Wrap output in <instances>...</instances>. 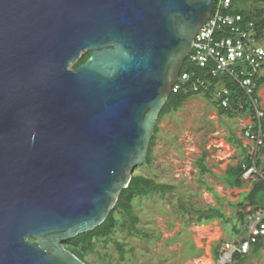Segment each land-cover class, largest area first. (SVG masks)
Here are the masks:
<instances>
[{"label":"water","instance_id":"95a60500","mask_svg":"<svg viewBox=\"0 0 264 264\" xmlns=\"http://www.w3.org/2000/svg\"><path fill=\"white\" fill-rule=\"evenodd\" d=\"M214 9L0 0V264H89L65 243L104 224L148 160Z\"/></svg>","mask_w":264,"mask_h":264},{"label":"rangeland","instance_id":"374dc122","mask_svg":"<svg viewBox=\"0 0 264 264\" xmlns=\"http://www.w3.org/2000/svg\"><path fill=\"white\" fill-rule=\"evenodd\" d=\"M250 4L253 1L242 5ZM260 46L264 47V39L260 41ZM87 53L84 52L71 68L75 69L74 65ZM189 62L188 59L185 65L188 66ZM260 94L264 107V85ZM214 103L197 96L179 111L169 113L158 121L160 132L153 148V162L138 166L135 174L173 184L175 190L136 199V209L141 218L139 226L148 232L149 237L131 235L124 221L116 234L103 241L96 252L87 257V263L239 264L231 259V254L240 248L242 240L250 237L264 216V209L261 214L249 216L251 224L249 232L246 231L243 222L235 217L243 209L231 204L243 201L254 184L251 181L245 188H230L224 184L223 177L230 165L246 158L237 140L242 138V129L250 118L220 115ZM203 157H206L211 169L205 174L199 166ZM262 160L264 168V154ZM246 180L250 181L251 177ZM210 187H214V191ZM181 200L189 207L221 205L228 217L234 218L229 221L230 224L218 219L198 224L193 217L181 212ZM234 226L241 228L242 232L234 231ZM117 241L126 244L128 252L125 258ZM217 248L221 254L219 260L215 258ZM241 264H264V249L252 252Z\"/></svg>","mask_w":264,"mask_h":264},{"label":"trees","instance_id":"16d2710c","mask_svg":"<svg viewBox=\"0 0 264 264\" xmlns=\"http://www.w3.org/2000/svg\"><path fill=\"white\" fill-rule=\"evenodd\" d=\"M253 1V4L250 5H242L245 2ZM255 2V3H254ZM214 3L217 5L218 0H214ZM230 14L234 15H242L245 17V22H255L256 31L260 37H264V0H233V4L231 8L227 11ZM92 56L91 52H88L80 61H78L74 68L78 69L84 63L88 61V59ZM195 72V77L191 80L192 82H186L182 79L180 82V90L178 92H173L171 95L167 105L165 106L159 121L162 120L167 114L179 111L189 100L197 96L205 97L209 102H215L214 105L218 109L220 115H225L228 118H237L241 116L242 113L244 115H251L255 113L254 106L251 104L250 100L246 97L241 101V106L239 105L238 110H231L223 107L218 103L215 98L216 90L219 86L225 85L228 83V86L231 88L233 92V98H237L238 95H244L243 88H241L236 82L229 81L228 76H220L216 78L213 85L214 88L207 89L206 85L201 86V90L199 92L195 91L191 85L199 78L202 77V69L198 64L189 62V65H184L182 74L185 73H193ZM183 78V76H182ZM203 78V77H202ZM209 83V81L207 80ZM264 85V74L261 77L259 86ZM258 90V89H257ZM258 92V91H257ZM238 105L237 103L234 106ZM264 126V122H263ZM160 132V127L157 125L156 134L153 138L150 153L146 164H152L153 162V148L157 142L158 134ZM264 154V147H263ZM247 164L249 167L252 166V161L250 154H247L246 158L237 165L229 166L225 176L223 177L224 183L230 188H244L247 180L244 179V174L246 169L244 165ZM200 170L203 174L207 172H211L209 168L206 157H203L199 162ZM260 170L263 166V161L259 160L258 164ZM253 179V180H252ZM250 181L253 182L254 186L250 192L245 194V199L240 203H233L232 206H238L242 208V211H239L237 217L240 221L243 222L246 231L249 232V226L251 224L249 220V216H254L257 213L261 212L263 207V193H264V168L261 170L260 175H256V178H252ZM175 190V186L170 183L158 182L157 180L150 178L143 174H134L132 182L128 188H126L121 194L119 201L116 205V208L113 210L109 218L106 220L104 224L95 228L92 231L80 233L78 236L68 240L65 243L66 248L78 256L83 261L87 262V257L91 254H94L103 241H107L113 234H116L119 230V227L124 224L126 221V229L131 235L140 234L145 237H149L150 235L146 230L140 228L139 224L141 218L136 209V199L138 197H148L154 194H167L169 192H173ZM210 190L214 191V187H210ZM216 197L220 200V196L216 193ZM253 207L252 210H247L248 207ZM181 212L188 217H193L198 224L202 223H210L215 220H224L229 221L234 217H228L226 211L222 209V206H209V207H189L184 200H181ZM264 223V217L262 220ZM234 231L241 233L242 229L238 226H234ZM34 240V238H32ZM118 247L125 258L127 251L126 244L121 242H116ZM257 248H260L264 244V236H259L258 241L254 243ZM244 254L240 252H235L233 255V260L235 259L237 263L241 264L247 260L244 257ZM215 258L220 259L221 254L219 249L217 248L215 251Z\"/></svg>","mask_w":264,"mask_h":264},{"label":"built area","instance_id":"2783aa9c","mask_svg":"<svg viewBox=\"0 0 264 264\" xmlns=\"http://www.w3.org/2000/svg\"><path fill=\"white\" fill-rule=\"evenodd\" d=\"M232 4L233 0H218L213 15L198 33L188 59L198 64L203 72L201 75L203 78L199 77L191 85L195 91L199 92L201 86L206 84L207 89H212L216 78L228 76L229 81L236 82L244 89V95L240 94L237 98H233L234 94L226 83L216 90L215 98L218 103L227 109L236 110L237 107L238 110L241 101L246 97L254 106L255 113L241 114V116L250 118L245 136L250 141L249 154L252 166L244 165L246 169L244 179L246 180V178L251 177L252 179L253 176L256 178V175L261 174L258 164L263 157L264 107L260 94L262 86L260 87L259 83L264 74V47L260 46V41L264 38L258 35L255 22L246 23L244 16L227 12ZM194 77L195 72L181 73L173 92L180 90L182 79L192 82ZM236 103L238 105L234 106ZM263 235L264 223L256 225L251 232L250 239L242 243L238 250L248 253L251 246L258 241L259 236Z\"/></svg>","mask_w":264,"mask_h":264},{"label":"crops","instance_id":"0c3cea01","mask_svg":"<svg viewBox=\"0 0 264 264\" xmlns=\"http://www.w3.org/2000/svg\"><path fill=\"white\" fill-rule=\"evenodd\" d=\"M220 114V113H219ZM244 117H246V116H244ZM237 119V118H236ZM247 124H248V122L245 124V126H244V128L242 129V138H238V140H237V143H238V145L241 147V149L244 151V155H245V157L247 156V154H249V147H250V141L246 138V136H245V130H246V126H247ZM263 161V160H262ZM242 162V161H241ZM241 162H239V163H241ZM239 163H237V164H239ZM237 164H233V165H237ZM231 166V165H230ZM229 168V167H228ZM228 170V169H227ZM251 183V181H247L246 182V185L248 184H250ZM225 184V183H224ZM252 184H253V182H252ZM226 185V184H225ZM245 185V186H246ZM227 186V185H226ZM253 186L254 185H252V188H253ZM229 187V186H228ZM245 188V187H244ZM242 189V188H241ZM252 190V189H251ZM252 208L253 207H248V209L247 210H252ZM262 249H264V244H263V246L262 247H260V248H257L256 247V245H254L253 247H252V250H251V252H249L247 255H245L244 257H246V258H249V256L252 254V252H254V253H256L257 251H261Z\"/></svg>","mask_w":264,"mask_h":264},{"label":"clouds","instance_id":"9594fccd","mask_svg":"<svg viewBox=\"0 0 264 264\" xmlns=\"http://www.w3.org/2000/svg\"><path fill=\"white\" fill-rule=\"evenodd\" d=\"M263 158V157H262ZM262 158H261V161H262ZM249 181V180H248ZM262 212V211H261ZM261 212H259V213H257V214H261ZM256 214V215H257ZM256 215H254V216H256ZM254 216H251V217H254ZM263 217L264 216H262V218H261V221L258 223V224H261L262 223V220H263ZM251 236V235H250ZM264 236V235H263ZM250 239V237L249 238H246V239H244V240H242V242H241V245H240V247L242 246V243H244L246 240H249ZM255 244H253L252 246H251V250H252V247L254 246ZM240 252L239 250H235L232 254H231V259L233 258V255H234V253L235 252ZM250 252V251H249ZM248 252V253H249ZM241 254H244V255H247L248 253H245V252H240Z\"/></svg>","mask_w":264,"mask_h":264}]
</instances>
